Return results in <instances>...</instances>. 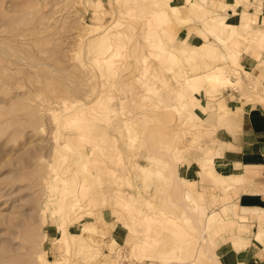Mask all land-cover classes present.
<instances>
[{
  "label": "rangeland",
  "instance_id": "374dc122",
  "mask_svg": "<svg viewBox=\"0 0 264 264\" xmlns=\"http://www.w3.org/2000/svg\"><path fill=\"white\" fill-rule=\"evenodd\" d=\"M218 1L0 0V264H235L203 156L264 104V0Z\"/></svg>",
  "mask_w": 264,
  "mask_h": 264
},
{
  "label": "crops",
  "instance_id": "0c3cea01",
  "mask_svg": "<svg viewBox=\"0 0 264 264\" xmlns=\"http://www.w3.org/2000/svg\"><path fill=\"white\" fill-rule=\"evenodd\" d=\"M221 1L228 3L229 0H219L218 3ZM238 9L240 11L235 15L236 19L233 18L232 9L229 10L230 18L237 22L243 11V8ZM210 12L212 15H216L213 13V8H210ZM256 17L253 15L251 20L257 19ZM225 31L226 29L223 27V32ZM181 33L189 41L198 43V39L194 37V31L189 32L188 29L182 28ZM207 66L208 62L205 64V67ZM228 96L230 97V93L225 95L226 98H229ZM239 108L240 110L236 113L238 119L236 122L239 125L237 129L230 130L227 126L218 128L216 131L217 141L210 149L212 151H208L203 156L212 157L219 152L215 156V164L220 166V174L225 179L231 177L236 182H244L241 189L232 186L224 190L225 193H230L228 197L231 199L230 202L221 205L222 208H225L224 215L227 218L222 221L224 222L222 223L223 227L219 222H215L211 231L216 236L220 232L223 233L224 230H231L226 236L232 237L230 238L233 239L232 242L238 243L240 246L248 244L247 247L239 250L229 248V251H226L225 254L231 256L230 263L235 261V264H264V250L256 243V240L264 242V230L262 229L264 227V104L248 103ZM217 119L222 120L220 116H217ZM237 170L241 171L236 172ZM249 180L252 183H248ZM252 221L257 222L262 228L255 233V237L245 236L243 229L248 228L246 225Z\"/></svg>",
  "mask_w": 264,
  "mask_h": 264
},
{
  "label": "bare ground",
  "instance_id": "6f19581e",
  "mask_svg": "<svg viewBox=\"0 0 264 264\" xmlns=\"http://www.w3.org/2000/svg\"><path fill=\"white\" fill-rule=\"evenodd\" d=\"M40 32V31H39ZM34 38V37H33ZM27 39V38H26ZM39 39H40V37H39ZM20 41V40H19ZM23 40H21V42H22ZM28 41V40H27ZM27 41H25V42H27ZM24 42V41H23ZM38 42V41H37ZM3 44H5V43H3ZM11 44V43H10ZM38 44H39V42H38ZM34 45V44H33ZM11 46H13V44H11ZM4 47H6V44H5V46ZM18 47V46H17ZM21 48V47H20ZM101 48V47H100ZM9 48H7V50H8ZM10 49H12V48H10ZM9 49V50H10ZM13 50H14V48H13ZM23 50V49H22ZM21 50V51H22ZM101 50H102V48L100 49V50H98V52H99V54L96 56V57H94V59L95 60H97V59H99V58H101V57H105L106 55H107V53L110 51V48L109 47H106L105 49H104V51L101 53ZM10 52H13V51H10ZM28 52V51H27ZM27 52H26V54H27ZM8 55V54H7ZM19 55H21V52H20V50H19ZM31 55V54H30ZM13 56H17L16 55V52H15V54L13 55ZM8 58H10V56L8 55L7 56ZM24 57V56H23ZM107 57V56H106ZM11 58H12V55H11ZM21 58H22V56H21ZM12 60H15V58H13ZM22 61H23V59H21ZM29 61L28 62H30L32 59H28ZM34 60V59H33ZM16 61H17V57H16ZM27 62V63H28ZM37 62H38V60H37ZM26 63V62H25ZM24 63V64H25ZM30 63H32V61L30 62ZM49 63V62H48ZM41 64V63H40ZM45 64H46V62H45ZM44 64V65H45ZM32 65V64H31ZM38 65V64H37ZM42 65V64H41ZM48 65V64H47ZM46 65V66H47ZM28 66H30L29 65V63H28ZM27 66V67H28ZM45 66V67H46ZM36 67V66H35ZM30 68V67H29ZM8 69V68H7ZM23 69V68H22ZM32 69H33V66H32ZM35 69V68H34ZM36 69H38V68H36ZM41 69V68H40ZM39 69V70H40ZM44 69H46V68H44ZM1 71V70H0ZM37 71V70H36ZM41 71V70H40ZM3 72V71H2ZM6 72H9V70H7ZM26 72V71H25ZM39 72V71H38ZM37 72V73H38ZM42 72V71H41ZM40 73V72H39ZM43 73H44V71H43ZM46 73V72H45ZM44 73V74H45ZM2 74V73H1ZM6 75L8 74V73H5ZM4 74V72H3V75H5ZM47 75L48 74H46L45 76L47 77ZM7 76H9V75H7ZM52 77V76H51ZM198 77L199 76H196V75H194V76H188V78H187V87H188V89H189V91H194V90H196V89H198V87H199V85H200V81H199V79H198ZM221 77H223V76H221ZM34 79H36V78H34ZM45 79V78H44ZM63 79H64V77H63ZM31 82V81H30ZM46 88V87H45ZM46 97V96H45ZM51 104V103H50ZM49 104V105H50ZM54 104V103H53ZM50 106H52V105H50ZM49 110V109H48ZM217 171V170H216ZM83 181V180H82ZM248 183H252L251 182V180H249L248 181ZM81 184V183H80ZM81 186V185H80ZM80 190V189H79ZM82 190V189H81ZM80 190V191H81ZM79 192V191H78ZM82 194V193H81ZM82 197H84V196H82ZM85 199V198H84ZM72 203L73 202H75V203H73L72 204V207L73 208H75V206L79 209V210H83L86 206H85V204L82 202V200L80 199V197H79V193L77 194L76 192H75V195L73 194L72 195V198H71V200H70ZM61 202V201H60ZM56 203L55 205H56V207H55V209L54 210H52L53 211V213H55V214H58V215H61L63 212V204H61V203ZM89 202V201H88ZM86 204H88V203H86ZM181 204H183L184 205V207H188V203L186 202V200H185V198H184V200H183V202L181 203ZM89 205V204H88ZM67 208L69 207V205H67L66 206ZM87 211H89V210H87ZM56 216V215H55ZM258 217V216H257ZM213 219H215L214 217H212L210 220H209V225H210V222L211 221H213ZM93 225V224H92ZM92 225L90 226L91 227V230H93V231H95L97 228H95V227H92ZM204 239L207 241V246L209 245H211L210 243V240H209V238L207 237V236H205L204 237ZM82 240H83V238H82ZM92 242H91V241ZM96 239H94L93 237L90 239V237H87V241L88 242H91V243H88V244H90V245H92L93 246V242L95 241ZM211 247H212V245H211ZM236 247L238 248V249H240V245L238 244V243H236ZM109 250L106 248L105 249V255L106 256H109ZM210 258L212 259V260H214V256L213 255H210ZM57 264H61V262H58Z\"/></svg>",
  "mask_w": 264,
  "mask_h": 264
}]
</instances>
